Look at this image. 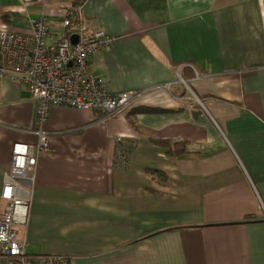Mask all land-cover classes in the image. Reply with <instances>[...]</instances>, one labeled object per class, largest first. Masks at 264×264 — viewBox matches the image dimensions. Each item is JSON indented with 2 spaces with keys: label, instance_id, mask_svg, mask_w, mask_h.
Wrapping results in <instances>:
<instances>
[{
  "label": "crops",
  "instance_id": "crops-1",
  "mask_svg": "<svg viewBox=\"0 0 264 264\" xmlns=\"http://www.w3.org/2000/svg\"><path fill=\"white\" fill-rule=\"evenodd\" d=\"M118 38L92 56L126 111L53 108L26 226L30 256L71 264H264V0H0V29L63 11ZM38 101L0 79V214L17 142L35 144ZM130 146L117 168V138ZM184 145L187 152L172 155ZM1 264V259H0Z\"/></svg>",
  "mask_w": 264,
  "mask_h": 264
},
{
  "label": "built area",
  "instance_id": "built-area-1",
  "mask_svg": "<svg viewBox=\"0 0 264 264\" xmlns=\"http://www.w3.org/2000/svg\"><path fill=\"white\" fill-rule=\"evenodd\" d=\"M30 3L32 0H24ZM63 34L48 43L54 33L53 25L42 17L32 19L28 33H15L7 27L0 29V79L26 83L31 96L38 101L35 112V144L17 142L12 147V163L4 173L0 214L1 264H71L66 257H34L27 253V240L22 239L17 225L26 226L30 208L31 182L38 156L51 151L49 133L45 125L53 108H70L100 113L105 123L126 111L144 97L147 90L113 95L104 82L90 72L92 56L112 46L118 38L103 29L86 25L74 9L64 10L61 22ZM78 36L72 44L71 38ZM71 64V66H70ZM115 166L125 168L130 146L117 138Z\"/></svg>",
  "mask_w": 264,
  "mask_h": 264
},
{
  "label": "trees",
  "instance_id": "trees-1",
  "mask_svg": "<svg viewBox=\"0 0 264 264\" xmlns=\"http://www.w3.org/2000/svg\"><path fill=\"white\" fill-rule=\"evenodd\" d=\"M187 152L186 147L184 145H178L171 148L172 155H183Z\"/></svg>",
  "mask_w": 264,
  "mask_h": 264
},
{
  "label": "water",
  "instance_id": "water-1",
  "mask_svg": "<svg viewBox=\"0 0 264 264\" xmlns=\"http://www.w3.org/2000/svg\"><path fill=\"white\" fill-rule=\"evenodd\" d=\"M71 42H72V44H76L77 42H78V36H73L72 38H71ZM70 66H71V64H70Z\"/></svg>",
  "mask_w": 264,
  "mask_h": 264
}]
</instances>
